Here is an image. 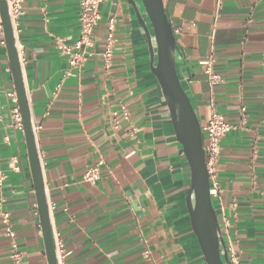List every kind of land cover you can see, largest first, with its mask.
<instances>
[{
  "label": "crops",
  "instance_id": "obj_1",
  "mask_svg": "<svg viewBox=\"0 0 264 264\" xmlns=\"http://www.w3.org/2000/svg\"><path fill=\"white\" fill-rule=\"evenodd\" d=\"M163 5L176 70L201 129L212 110L232 126L215 165L218 194H211L219 233L243 263L264 264V1ZM99 13L92 56L80 72L70 69L62 50L79 37L78 0H23L13 26L54 245L65 264H206L185 202L189 166L138 19L152 35L147 16L139 0H106ZM111 18L114 43L105 70L101 54ZM207 63L218 77L213 85ZM11 94L0 46V197L14 232L7 236L0 220V264H13L15 251L21 264H47ZM121 106L129 119L118 118L115 127L112 112ZM202 138L204 144L203 132ZM100 161L99 180L85 182L84 173Z\"/></svg>",
  "mask_w": 264,
  "mask_h": 264
},
{
  "label": "water",
  "instance_id": "obj_2",
  "mask_svg": "<svg viewBox=\"0 0 264 264\" xmlns=\"http://www.w3.org/2000/svg\"><path fill=\"white\" fill-rule=\"evenodd\" d=\"M139 1L152 30L151 35L145 22L138 17L149 46L151 72L157 79L168 107L174 133L181 146L180 153L183 154L189 166L190 185L185 202L193 234L206 264H230L224 242L219 235L217 216L211 201L201 126L176 70L177 46L171 25L164 11L163 0ZM134 6L136 7L135 4ZM0 21L17 106L22 122V132L37 206L45 258L47 264H57L31 112L6 0H0ZM152 40L154 41L155 48H153Z\"/></svg>",
  "mask_w": 264,
  "mask_h": 264
},
{
  "label": "built area",
  "instance_id": "obj_3",
  "mask_svg": "<svg viewBox=\"0 0 264 264\" xmlns=\"http://www.w3.org/2000/svg\"><path fill=\"white\" fill-rule=\"evenodd\" d=\"M106 0H78L79 6V37L77 41L71 47H63L62 50L68 57V65L71 70H75L76 72H80L84 67L85 63L92 56V50L94 48V31L97 27L101 15L99 13V7ZM264 1V0H263ZM22 3L23 0H6L8 13L11 19V23L14 26L17 18L22 13ZM114 28H115V20L113 18L108 20L107 24V32L104 50L101 54L104 68L108 70L111 63L112 58V47L114 43ZM0 46L5 47V42L2 34V26L0 21ZM206 73L209 75L210 84L213 85L218 77L213 75L210 70V65L207 63ZM11 98L14 103L17 104L15 94H11ZM241 113H245V108L242 107ZM112 117L114 118V126L118 124L117 119L122 118L124 120L129 119V113L125 106H121L117 111L112 112ZM12 119L14 126L20 130H22V122L19 113L18 106H15L12 109ZM244 120V116L242 117ZM35 128H33L34 131ZM232 126L226 123L223 117L218 114L215 110H212L210 118L208 122L202 127V132L206 135V140L203 144L204 149V157H205V165L207 170V175L209 179L210 185L213 186V189L210 190V195L217 196L218 190L215 180V165L219 158L220 154V143L222 139L231 131ZM102 161L99 162L98 166L87 170L83 175V180L87 183L93 184L97 182L100 178L99 176V166L102 165ZM5 180V176L3 172L0 170V193L2 190L3 182ZM3 199L0 197V220L1 224L4 227L5 234L10 238L14 237V232L11 229L10 217L7 212L3 210ZM220 237L223 240V234L219 233ZM224 242V240H223ZM55 246V245H54ZM12 248L16 250V244L12 242ZM227 251V257L230 264H246L243 263L240 259V256L234 252L231 246H225ZM56 261L57 264H65L63 252L60 247H55ZM13 264H21V256L16 251L12 254Z\"/></svg>",
  "mask_w": 264,
  "mask_h": 264
}]
</instances>
